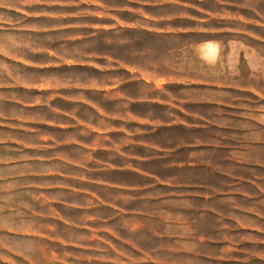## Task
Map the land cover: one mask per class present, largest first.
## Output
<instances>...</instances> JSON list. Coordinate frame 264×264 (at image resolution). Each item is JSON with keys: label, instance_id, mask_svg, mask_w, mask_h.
<instances>
[{"label": "rangeland", "instance_id": "1", "mask_svg": "<svg viewBox=\"0 0 264 264\" xmlns=\"http://www.w3.org/2000/svg\"><path fill=\"white\" fill-rule=\"evenodd\" d=\"M184 109L246 180L147 222L121 166ZM0 264H264V0H0Z\"/></svg>", "mask_w": 264, "mask_h": 264}, {"label": "crops", "instance_id": "2", "mask_svg": "<svg viewBox=\"0 0 264 264\" xmlns=\"http://www.w3.org/2000/svg\"><path fill=\"white\" fill-rule=\"evenodd\" d=\"M180 115L175 116V123L183 131V137L174 143L161 145L158 154L144 153L136 156L134 165L121 166V169L140 177L141 181L131 182L127 178L117 186L119 195L121 198L142 200L140 208L129 207L128 213L140 214L147 222H161L155 216L162 214L167 217L166 222H174L172 217L175 214L167 210L168 207L211 205L210 201L231 193L230 189H223L222 180L226 177L228 182L246 180L224 168V162L246 164V159L240 155L246 152V144H240L241 141L237 140L229 145L221 137L216 140V131L224 132L227 128L216 127L215 113L209 115L184 109ZM254 119L251 120L254 127L250 133L255 135L258 131L261 134L262 122L256 117ZM143 145L146 146L145 142ZM231 177L233 179L229 180ZM157 207L160 210H156Z\"/></svg>", "mask_w": 264, "mask_h": 264}, {"label": "bare ground", "instance_id": "3", "mask_svg": "<svg viewBox=\"0 0 264 264\" xmlns=\"http://www.w3.org/2000/svg\"><path fill=\"white\" fill-rule=\"evenodd\" d=\"M202 50H203V49H202ZM204 50H205V52L207 53L206 49H204ZM204 50H203V51H204ZM208 52H210V51H208ZM203 53H204V52H203ZM209 54H210V53H209ZM204 55H206V54L204 53ZM204 55H203V56H204ZM207 55H208V54H207ZM207 55H206V57H207ZM211 55H212V54H211ZM206 57H205V58H206ZM207 58H208V57H207ZM207 58H206V59H207ZM207 60H209V59H207ZM202 61H203V60H202ZM207 62H208V61H207ZM208 64H209V62H208Z\"/></svg>", "mask_w": 264, "mask_h": 264}]
</instances>
